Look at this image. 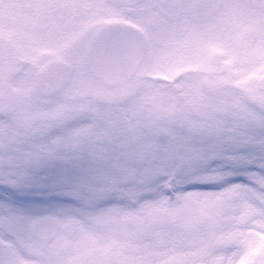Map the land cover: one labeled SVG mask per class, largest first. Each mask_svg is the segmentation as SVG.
I'll return each instance as SVG.
<instances>
[{"label":"snow or ice","instance_id":"6c2138e0","mask_svg":"<svg viewBox=\"0 0 264 264\" xmlns=\"http://www.w3.org/2000/svg\"><path fill=\"white\" fill-rule=\"evenodd\" d=\"M25 6L41 25L34 60L45 51L61 55L57 34L83 23L81 9L112 7L76 0ZM139 7L218 29L246 10L252 38L234 47L225 31L214 34L234 63L210 103L186 99L103 120L57 110L40 123L0 121V225L7 233L73 214L117 221L49 264H264V0Z\"/></svg>","mask_w":264,"mask_h":264},{"label":"flooded vegetation","instance_id":"af4514ba","mask_svg":"<svg viewBox=\"0 0 264 264\" xmlns=\"http://www.w3.org/2000/svg\"><path fill=\"white\" fill-rule=\"evenodd\" d=\"M30 2L31 0H0V70H2L0 72L6 76V79L32 78L41 64L53 58H62L67 61L80 58L89 41L87 40L88 33H90L88 28L84 32L81 30L77 32L82 23L69 24L57 34L63 44L61 55L56 56L54 52L45 51L38 54V60H34L33 57L37 53L33 43V34L41 25L35 20L32 10L25 6ZM76 2L111 5L110 8L97 9L101 14L110 12L112 21L133 23L143 30L146 46L143 60L133 78L145 74V69L151 59L153 41L166 43L168 35L180 39L186 35L190 39L205 40L207 37L205 41H210L215 34L216 26L213 23L197 26L194 20L180 21L164 8L157 7L150 10L139 7L143 3L161 5L174 2V0H76ZM95 10L81 9L80 16L84 19ZM104 23L106 22L101 21V25ZM251 23V14L245 10L225 20L222 30L233 38L232 42H237L241 31ZM73 39L82 41L74 50ZM193 44L192 46L195 47V42ZM15 233L16 238L14 236L2 238L4 247L9 248L8 256L0 248V259H6V264L9 261L17 264L20 259L26 264H49L53 256L56 258L73 256L86 237L103 235L95 229H90L87 222L82 223V221L74 234L60 230L58 235L50 240L39 237L31 229L20 228L15 230Z\"/></svg>","mask_w":264,"mask_h":264},{"label":"rangeland","instance_id":"374dc122","mask_svg":"<svg viewBox=\"0 0 264 264\" xmlns=\"http://www.w3.org/2000/svg\"><path fill=\"white\" fill-rule=\"evenodd\" d=\"M99 17L98 14H94ZM94 19V18H93ZM92 19L88 17L87 22ZM224 48V47H223ZM225 50V62L226 64L217 68L212 67L213 70L206 71L204 73H189L186 75V79H189L190 84L188 91L186 92L187 96H194L193 94L198 93L199 91H207L205 88V81L212 83L209 89L211 93L208 96V102L214 101L224 84L226 78L224 75H221L223 72L224 66L227 67V64L231 61L226 56ZM208 49L205 47L201 48V57L199 65L204 67L207 64L205 61V56H207ZM153 65V66H158ZM221 70V71H220ZM226 70L224 71V73ZM16 87L17 96L14 100V105L5 111L0 113V121L7 120L11 117H22L29 116L35 122L40 123L50 115L56 113L59 110V114L66 113H78L81 116H90L94 115L101 120L110 118L112 116H127L133 114H143V113H155L168 105L171 102H183V99H177L171 96L168 92L170 86L163 81H152L146 80L144 86L141 85L142 82L137 81L134 86H129V88L121 89L118 91L114 87H102L101 83L95 78L88 77L80 80L78 76L77 79L72 82L70 90L65 92L62 95H55L52 97L39 98L27 95L26 90L33 93L30 89V80H17L12 81ZM150 86V88H149ZM166 87V88H165ZM86 88L84 94H78L79 89ZM148 88V90H146ZM155 88V91L153 90ZM156 88L158 91L162 92L157 101L150 99V93L156 94ZM196 91V92H195ZM25 93V94H24ZM214 95V96H213ZM37 100V101H36ZM32 103L30 107L28 103ZM164 105V106H161ZM61 219H64L63 215L59 216Z\"/></svg>","mask_w":264,"mask_h":264},{"label":"water","instance_id":"95a60500","mask_svg":"<svg viewBox=\"0 0 264 264\" xmlns=\"http://www.w3.org/2000/svg\"><path fill=\"white\" fill-rule=\"evenodd\" d=\"M98 62L100 63V66L103 67L104 61L98 59ZM109 82H110V81H109Z\"/></svg>","mask_w":264,"mask_h":264}]
</instances>
